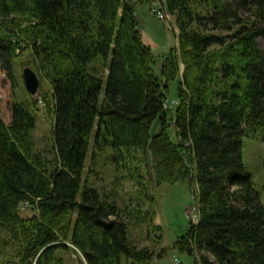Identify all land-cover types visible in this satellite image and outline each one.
I'll return each mask as SVG.
<instances>
[{
  "label": "trees",
  "instance_id": "trees-1",
  "mask_svg": "<svg viewBox=\"0 0 264 264\" xmlns=\"http://www.w3.org/2000/svg\"><path fill=\"white\" fill-rule=\"evenodd\" d=\"M152 1L0 0V67L15 87L13 60L28 51L53 113L51 159L34 147L35 100L14 97L9 122L0 115V264H64L66 242L85 264L153 258L128 238L140 217L82 185L89 150L123 168L148 151L156 181H194L198 220L173 244L194 264H264V204L241 153L243 136L264 142V0H160L178 45L158 74L135 14Z\"/></svg>",
  "mask_w": 264,
  "mask_h": 264
},
{
  "label": "rangeland",
  "instance_id": "rangeland-1",
  "mask_svg": "<svg viewBox=\"0 0 264 264\" xmlns=\"http://www.w3.org/2000/svg\"><path fill=\"white\" fill-rule=\"evenodd\" d=\"M160 6L164 8L163 1L155 0L149 3H139L135 7L142 41L151 49V69L154 74H158L159 64L164 54L171 47L178 45V30L174 18L171 17V21L169 18L160 20L152 12V10L157 11ZM257 44L264 52V37H258ZM25 66L31 67L40 80L38 91L33 96L28 94L24 87L22 69ZM12 67L15 87H12L6 73L0 67V115L6 123L9 122L10 102L14 97L18 100L28 98L35 100L36 122L32 131L34 147L43 157L51 159L53 113L47 108V101L42 98L43 94H50L49 84L33 67L28 51L16 57ZM89 67L90 71L91 68L95 67L97 69L96 75L103 80L100 93L102 96L106 74L105 70L101 69V58L91 62ZM180 67L182 74V64ZM174 89L175 83H170L169 97L165 102L166 109L177 103ZM158 127L159 123L155 121L150 129L151 133H154ZM107 153L108 150L99 153L91 163L89 150L83 169L82 185L98 189L102 198L106 197L108 201L115 202L126 213L132 212L140 217L141 221L138 223H135L133 219L131 220L128 238L138 247H144L155 252L147 264H194L192 255L173 247L174 242L186 232L189 225L186 209L194 204L193 197L194 193L196 194L194 181H156L148 151L144 154L137 153V158L127 160L124 168L107 159ZM241 153L245 171L251 175L254 189L260 202L264 204V192L262 191L264 185V142L243 136L241 138ZM137 180L141 183H138ZM136 209L139 210L137 214L135 213ZM20 213L22 216H30L33 211L30 207H26ZM125 216L127 217V215ZM157 225L160 226L159 229ZM66 244L69 248L57 251V254L63 258V263L85 264L82 255L77 250L74 251L69 242ZM164 248H166L165 253L161 258H158L157 253ZM173 258H176L177 262H174ZM155 259L157 261L153 263Z\"/></svg>",
  "mask_w": 264,
  "mask_h": 264
},
{
  "label": "built area",
  "instance_id": "built-area-1",
  "mask_svg": "<svg viewBox=\"0 0 264 264\" xmlns=\"http://www.w3.org/2000/svg\"><path fill=\"white\" fill-rule=\"evenodd\" d=\"M165 8L161 7L157 10V11H153L152 12L156 15V17L160 20H165L167 18L170 19L171 21V17L174 18L175 20V17L170 15L169 13L166 12V10L164 11ZM26 207H29V204L25 201V202H22L21 205L19 206V209L20 211ZM186 216L188 218V220L192 223H196L197 220H198V208L196 206V204H192L189 208L186 209ZM188 212V214H187ZM174 262H177V259L176 258H173Z\"/></svg>",
  "mask_w": 264,
  "mask_h": 264
},
{
  "label": "water",
  "instance_id": "water-1",
  "mask_svg": "<svg viewBox=\"0 0 264 264\" xmlns=\"http://www.w3.org/2000/svg\"><path fill=\"white\" fill-rule=\"evenodd\" d=\"M22 79L27 93L31 96L35 95L40 85L37 73L31 67L25 66L22 69Z\"/></svg>",
  "mask_w": 264,
  "mask_h": 264
},
{
  "label": "crops",
  "instance_id": "crops-1",
  "mask_svg": "<svg viewBox=\"0 0 264 264\" xmlns=\"http://www.w3.org/2000/svg\"><path fill=\"white\" fill-rule=\"evenodd\" d=\"M157 261V259H155V261L153 263H155Z\"/></svg>",
  "mask_w": 264,
  "mask_h": 264
}]
</instances>
